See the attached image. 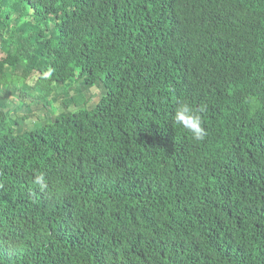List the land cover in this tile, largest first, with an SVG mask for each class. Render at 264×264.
I'll use <instances>...</instances> for the list:
<instances>
[{
  "label": "trees",
  "instance_id": "1",
  "mask_svg": "<svg viewBox=\"0 0 264 264\" xmlns=\"http://www.w3.org/2000/svg\"><path fill=\"white\" fill-rule=\"evenodd\" d=\"M0 53V264H264V0H0Z\"/></svg>",
  "mask_w": 264,
  "mask_h": 264
},
{
  "label": "rangeland",
  "instance_id": "2",
  "mask_svg": "<svg viewBox=\"0 0 264 264\" xmlns=\"http://www.w3.org/2000/svg\"><path fill=\"white\" fill-rule=\"evenodd\" d=\"M3 57V55L0 53V59ZM31 83V82H30ZM76 84H73L72 86H70L69 89L66 90V87H59L58 88V93L59 94H63L62 95V98H61V101H59L57 104L53 105L52 108H51V112L53 113V116H58L60 115L61 113H66L67 112V109L69 111L73 110L72 108V104H71V101L73 100V97H75V93L76 92ZM66 93L68 94V97L66 98V100H64L65 98V95ZM84 97L87 102H88V106L90 107H93L94 104L97 102L100 94H99V91L95 88H91V89H88L86 91H83L78 97L77 99L80 97ZM70 97V98H69ZM24 99L23 102H20V100L18 98L15 97L14 101H12L11 103L9 102V108H13L14 110H11L9 111L10 114H11V118L12 119H15V118H20V117H27V120H26V124L29 126L31 124H33V122H36V124H39V120H38V117L40 119H42L44 117V112L42 111H37L41 108V106H37L34 105V102L37 101L35 98H31L28 94H26L24 97H22ZM62 99L64 101H62ZM26 103V104H29L31 106H25L22 111L20 112H17V109L21 108L22 104L23 103ZM64 104H70L69 105V108H65L63 107ZM8 109H6L7 111ZM26 129V125L25 123L22 125V127H20V129Z\"/></svg>",
  "mask_w": 264,
  "mask_h": 264
},
{
  "label": "clouds",
  "instance_id": "3",
  "mask_svg": "<svg viewBox=\"0 0 264 264\" xmlns=\"http://www.w3.org/2000/svg\"><path fill=\"white\" fill-rule=\"evenodd\" d=\"M171 119L177 126L189 132L194 140L202 141L205 138L206 132L202 124L201 116L189 103H179ZM43 180V177H37L36 179V183L40 186L41 190L47 186Z\"/></svg>",
  "mask_w": 264,
  "mask_h": 264
}]
</instances>
